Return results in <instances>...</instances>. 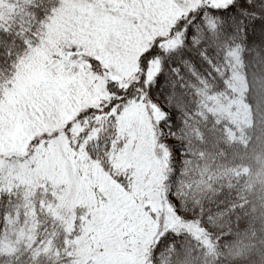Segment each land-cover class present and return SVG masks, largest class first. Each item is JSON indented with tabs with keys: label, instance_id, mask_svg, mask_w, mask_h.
I'll list each match as a JSON object with an SVG mask.
<instances>
[{
	"label": "snow or ice",
	"instance_id": "1",
	"mask_svg": "<svg viewBox=\"0 0 264 264\" xmlns=\"http://www.w3.org/2000/svg\"><path fill=\"white\" fill-rule=\"evenodd\" d=\"M0 264H264V0H0Z\"/></svg>",
	"mask_w": 264,
	"mask_h": 264
}]
</instances>
